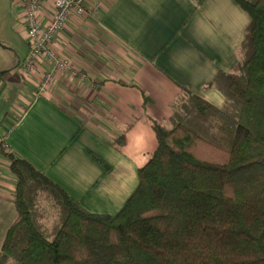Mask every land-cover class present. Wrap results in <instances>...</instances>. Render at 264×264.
<instances>
[{
	"label": "crops",
	"instance_id": "1",
	"mask_svg": "<svg viewBox=\"0 0 264 264\" xmlns=\"http://www.w3.org/2000/svg\"><path fill=\"white\" fill-rule=\"evenodd\" d=\"M90 1L51 44L84 80L61 75L38 94L39 72L10 71L28 46L22 61L3 60L0 142L87 212L113 215L156 148L151 120L168 125L181 89L223 105L212 81L234 71L249 16L236 0ZM14 187L0 152V246L16 215Z\"/></svg>",
	"mask_w": 264,
	"mask_h": 264
},
{
	"label": "trees",
	"instance_id": "2",
	"mask_svg": "<svg viewBox=\"0 0 264 264\" xmlns=\"http://www.w3.org/2000/svg\"><path fill=\"white\" fill-rule=\"evenodd\" d=\"M236 2L249 23L234 71L212 81L223 105L181 89L117 213L87 212L1 148L16 215L0 264H264V0Z\"/></svg>",
	"mask_w": 264,
	"mask_h": 264
},
{
	"label": "built area",
	"instance_id": "3",
	"mask_svg": "<svg viewBox=\"0 0 264 264\" xmlns=\"http://www.w3.org/2000/svg\"><path fill=\"white\" fill-rule=\"evenodd\" d=\"M89 3L90 0H22L21 17L28 52L19 69L28 75L39 72L35 83L38 94L46 93L61 75L84 80V74L72 59L59 55L51 44L58 40L73 17L85 15ZM1 148L6 149L2 142Z\"/></svg>",
	"mask_w": 264,
	"mask_h": 264
},
{
	"label": "rangeland",
	"instance_id": "4",
	"mask_svg": "<svg viewBox=\"0 0 264 264\" xmlns=\"http://www.w3.org/2000/svg\"><path fill=\"white\" fill-rule=\"evenodd\" d=\"M21 11L22 0H0V68L3 60H9L12 54L16 55V60L19 58L21 61L26 54L25 26ZM18 69L19 67L16 66L10 71L17 79H20Z\"/></svg>",
	"mask_w": 264,
	"mask_h": 264
},
{
	"label": "water",
	"instance_id": "5",
	"mask_svg": "<svg viewBox=\"0 0 264 264\" xmlns=\"http://www.w3.org/2000/svg\"><path fill=\"white\" fill-rule=\"evenodd\" d=\"M0 45H1V43H0Z\"/></svg>",
	"mask_w": 264,
	"mask_h": 264
}]
</instances>
